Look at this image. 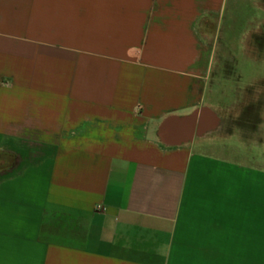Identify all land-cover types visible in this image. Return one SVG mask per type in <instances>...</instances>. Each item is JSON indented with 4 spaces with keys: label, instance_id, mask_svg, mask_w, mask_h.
<instances>
[{
    "label": "crops",
    "instance_id": "1",
    "mask_svg": "<svg viewBox=\"0 0 264 264\" xmlns=\"http://www.w3.org/2000/svg\"><path fill=\"white\" fill-rule=\"evenodd\" d=\"M254 1L0 0V264H264L200 30Z\"/></svg>",
    "mask_w": 264,
    "mask_h": 264
},
{
    "label": "rangeland",
    "instance_id": "2",
    "mask_svg": "<svg viewBox=\"0 0 264 264\" xmlns=\"http://www.w3.org/2000/svg\"><path fill=\"white\" fill-rule=\"evenodd\" d=\"M254 2L264 8V0ZM245 20L251 22L246 23ZM229 25V29H223V34L221 32L220 40L217 41L214 19H207L200 28L202 35L213 43L210 80L215 93L212 95L215 101L218 100L225 132L233 135L223 141V144L233 147V157L242 154L249 155L252 159H264V125L260 126L257 133L235 127L237 116H245L242 115L243 110L245 111L242 101L250 99L247 85L252 77L264 76V12H242L238 22ZM255 55H259L257 59H254ZM260 116L264 117V109L260 110ZM250 121L245 118L244 123ZM238 137L249 144L244 145Z\"/></svg>",
    "mask_w": 264,
    "mask_h": 264
},
{
    "label": "flooded vegetation",
    "instance_id": "3",
    "mask_svg": "<svg viewBox=\"0 0 264 264\" xmlns=\"http://www.w3.org/2000/svg\"><path fill=\"white\" fill-rule=\"evenodd\" d=\"M257 56L259 55H255L254 59H257ZM247 87V94L250 99L247 102L242 101L243 108L245 109L242 115L245 114V116L244 118L243 116H237L235 127L240 130H251L253 133H257L260 126L264 125V117L260 116V110L264 109V77L261 79L252 77ZM238 103L239 101H237ZM245 118L251 121L244 123Z\"/></svg>",
    "mask_w": 264,
    "mask_h": 264
}]
</instances>
